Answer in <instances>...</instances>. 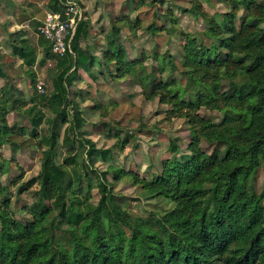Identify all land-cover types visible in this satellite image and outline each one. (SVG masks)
<instances>
[{
  "label": "trees",
  "instance_id": "1",
  "mask_svg": "<svg viewBox=\"0 0 264 264\" xmlns=\"http://www.w3.org/2000/svg\"><path fill=\"white\" fill-rule=\"evenodd\" d=\"M224 2L225 13L211 15L198 1L190 11L207 25L205 34L212 45L204 53L198 39L184 35L180 73L185 87L169 75L178 69L170 55L156 57L157 69L146 65V55L128 56L118 23L134 31L143 26L140 18L117 19L103 60L81 46L90 36L87 20L78 22L63 57L55 56L39 34L43 58L38 64L44 67L53 62L52 90L35 91L24 109L30 133L21 128L11 132L17 133L12 138L2 127L0 145L9 144L13 151L37 146L41 168L27 182L12 184L17 186L16 199L33 193L32 204L23 209L32 217L27 221L16 218L10 186L0 179V264H264V192L259 194L254 185V175L264 170V0ZM57 4L58 0L50 1L54 13L61 11ZM241 11H245L242 18ZM23 12L15 10L19 25L34 19ZM166 16L176 24L170 13ZM45 17L42 14V23ZM42 23L36 21L37 32ZM149 30L160 32L156 26ZM9 46L12 56L29 69L37 64L23 31L10 35ZM14 57L3 55L0 60L8 65L15 62ZM82 72L95 83L108 76L132 79L147 99L172 105L174 113L189 122L190 155L176 157L178 139L170 140L174 157L164 162L163 172L154 180L112 167L116 181L128 177L146 195L171 206L154 222L125 210L123 197L109 182L110 172L96 168V159L105 160L112 151L98 149L83 132L86 120L80 104L89 98L73 89L83 80ZM165 72L168 77H163ZM28 74L35 90L36 75ZM8 78L0 65V79ZM14 96L12 87H3L0 121L21 109L23 99ZM203 108L222 113L221 123L201 116ZM142 135L152 136L153 130L141 125L124 142ZM203 140L213 146L211 154L203 150ZM60 145L64 149L61 164ZM93 190L100 196L96 204L91 202ZM86 223L89 230L81 234Z\"/></svg>",
  "mask_w": 264,
  "mask_h": 264
},
{
  "label": "rangeland",
  "instance_id": "2",
  "mask_svg": "<svg viewBox=\"0 0 264 264\" xmlns=\"http://www.w3.org/2000/svg\"><path fill=\"white\" fill-rule=\"evenodd\" d=\"M78 1L82 5L81 0ZM111 1L110 4L104 0H93L92 2V13L99 9L103 10V8L112 9L109 16H102L101 20L103 19L105 22V27L101 32L100 26H98L96 37L109 32L117 15L120 16L119 18L127 17L131 20L142 19V28L134 31L127 24L118 23L123 27L121 40L127 49L128 56L134 59L146 55L148 56L146 65L149 68L157 69L159 64L156 59L158 56L168 57L170 55L178 69L169 75L180 80L183 87H185L186 79L180 72L182 69V47L185 43L184 35H193L198 39V46L204 53H208L212 45L211 40L205 34L207 25L202 18H196L190 12L194 3L198 1L203 9L211 15L228 12V6L224 0H144L143 4L142 0ZM38 3L43 7L40 8ZM49 3L50 0H0V56L14 57L9 46L10 35L17 31H23L33 49L32 56L37 58V64L33 69H29L23 64V60L17 57H14L15 62L8 65L2 64L3 61L0 60L1 67L5 68L9 74L8 79H0V98L3 87L10 86L13 89L14 97L22 98L24 101L20 105L21 111L17 109L11 112L5 121H0V130L2 127L6 129L8 137L12 135L13 137H11L14 138L17 133L11 132L21 128H26L30 133L31 125L28 117L24 114V109L30 105L31 97L35 91L42 93L40 85H44L46 93L52 90L53 62H49L44 67L38 64L43 58V54L38 44L39 33L34 28V19L28 21L29 24L27 22L24 23L25 25H19L15 10L21 8L24 10L23 13L34 16V4H37L39 7L37 20L40 21L42 14L46 15L51 12ZM59 4L57 5L60 6ZM82 7L85 8L84 5ZM105 12L108 13V11ZM167 13H170L172 19H175L176 24H173L172 20L166 16ZM243 16H245V11L239 13L240 18ZM150 26L159 27L160 32L157 31L156 34H153L149 30ZM262 28H264V23ZM93 32L95 33V31ZM103 39L101 38L100 41L103 42ZM100 41L97 42L102 47L103 43ZM95 52L100 53L101 49H96ZM29 71H33L36 75L35 90L28 74ZM95 72L99 74L100 70L96 68ZM169 75L168 72H165L163 77ZM82 76L83 80L78 81L73 89L83 91L84 96L89 98L85 103L80 104L86 120L83 132L85 137L91 139L98 149L112 151L105 160L100 157L96 159V168L100 171L110 172L109 182L114 186L115 193L123 197L121 206L125 210L130 211L134 217L154 222L156 218L166 214L171 206L169 207L154 195H146L142 186L135 185L128 177L116 181L112 167L115 166L123 171L138 174L145 180H154L163 172L164 162L170 161L174 157L169 149L170 140L178 139L180 152L176 157L183 158L190 155L189 147L193 136L189 122L185 118L177 116L172 105L162 104L158 98L147 99L142 94V89L136 86L132 79L115 80L108 76L99 78L95 83L84 72H82ZM189 91L192 89L189 88ZM188 97L189 95L186 96V99ZM199 114L216 123H221L224 117L222 113L206 108L201 109ZM141 125L152 129L153 135L134 136L124 142L125 136L128 133H134ZM43 127L45 128L47 125L44 124ZM109 130L111 131L109 132ZM63 131L64 127L61 128V133ZM1 138L0 135V140ZM25 138L28 139L29 136L26 135ZM202 148L210 154L213 152V146L204 140ZM59 152L58 162L61 164L64 155L61 145ZM40 168L41 149L37 146H34L33 149L24 148L20 151H13L9 144L0 145V179L4 185L10 186L12 207L14 211H17L16 218L23 221L32 219L31 216L23 212V209L32 204L33 193H24L19 199H16L17 186L12 184L15 181L20 184L27 182L37 176ZM254 185L259 194L264 192V170L260 169L254 175ZM91 193V202L98 203L100 199L98 191L93 190ZM88 230L89 223H86L81 227V234H86Z\"/></svg>",
  "mask_w": 264,
  "mask_h": 264
},
{
  "label": "built area",
  "instance_id": "3",
  "mask_svg": "<svg viewBox=\"0 0 264 264\" xmlns=\"http://www.w3.org/2000/svg\"><path fill=\"white\" fill-rule=\"evenodd\" d=\"M61 11L47 13L39 27V34L47 40L55 56H65L69 49V39L75 33L79 21L84 19L85 11L78 0H59ZM46 93L44 85L39 86Z\"/></svg>",
  "mask_w": 264,
  "mask_h": 264
},
{
  "label": "crops",
  "instance_id": "4",
  "mask_svg": "<svg viewBox=\"0 0 264 264\" xmlns=\"http://www.w3.org/2000/svg\"><path fill=\"white\" fill-rule=\"evenodd\" d=\"M81 2H82V5L85 6V8H84V11H85L84 20H87V21L90 22V36L87 38V40H84V41L81 42V46L84 49H86V48L89 49L94 55H96L98 57L99 60H103V51L108 47L107 37L110 34V32L112 31L113 26L115 25L117 19L120 16L119 15L116 16V20H115L114 23L112 22L113 24H112V27L109 30V32L103 33L104 36L102 34H99L98 37H96V31L99 30V28H100V31L102 32L104 30V27H105V22H103V19L101 20V18H103L102 16H106V17L109 16L111 14V12H112V9L111 8H103V10L99 9V11L92 13L93 11H92L91 7H92L93 0H81ZM104 2H107L109 4H110V2L112 3L111 0H104ZM39 5H40V8L43 7V5L38 3V6ZM38 6H37V4H34V28L36 27V20L38 19L37 18L38 17L37 11H38V8H39ZM49 6H50V3H49ZM50 10H51V8H50ZM105 11H108V13L105 12ZM51 12H52V10H51ZM29 23L30 22H28V24ZM40 23H42L41 20H40ZM98 26H100V27L98 28ZM39 27H38V30H39ZM93 31H95V33ZM101 38H104L103 42L100 41ZM97 41L98 42L100 41L101 43H103L101 45L102 47L99 46L100 44ZM84 44H86V45L84 46ZM96 49H101V52L100 53L99 52H95Z\"/></svg>",
  "mask_w": 264,
  "mask_h": 264
}]
</instances>
